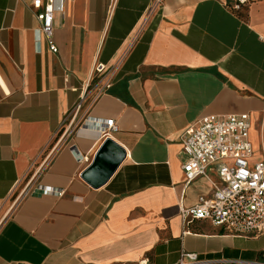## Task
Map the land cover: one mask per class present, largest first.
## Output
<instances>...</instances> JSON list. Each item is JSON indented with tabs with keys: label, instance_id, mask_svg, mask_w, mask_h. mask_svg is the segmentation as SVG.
<instances>
[{
	"label": "crops",
	"instance_id": "crops-1",
	"mask_svg": "<svg viewBox=\"0 0 264 264\" xmlns=\"http://www.w3.org/2000/svg\"><path fill=\"white\" fill-rule=\"evenodd\" d=\"M32 2L0 0V264H264V234L179 209L211 192L186 184L190 123L249 113L264 155V0H67L56 53ZM109 137L125 158L94 188Z\"/></svg>",
	"mask_w": 264,
	"mask_h": 264
},
{
	"label": "built area",
	"instance_id": "built-area-1",
	"mask_svg": "<svg viewBox=\"0 0 264 264\" xmlns=\"http://www.w3.org/2000/svg\"><path fill=\"white\" fill-rule=\"evenodd\" d=\"M66 1L32 2L41 23V32L54 53L58 52L53 41L54 18L56 12L64 10ZM96 70L102 72L104 65L99 64ZM110 87L107 82L99 94ZM104 124L103 134L118 131L114 120H107ZM250 129L249 113L209 114L190 123L180 133L181 151L186 155L183 164L186 184L204 178L211 187V192L200 195L193 206H179L185 224L192 220H206L232 235L258 237L264 234V155L254 158ZM52 191L46 187L43 193ZM185 256L190 264H201L198 255Z\"/></svg>",
	"mask_w": 264,
	"mask_h": 264
},
{
	"label": "water",
	"instance_id": "water-1",
	"mask_svg": "<svg viewBox=\"0 0 264 264\" xmlns=\"http://www.w3.org/2000/svg\"><path fill=\"white\" fill-rule=\"evenodd\" d=\"M124 158V149L110 137L106 138L82 177L92 187L98 188L108 181Z\"/></svg>",
	"mask_w": 264,
	"mask_h": 264
},
{
	"label": "rangeland",
	"instance_id": "rangeland-1",
	"mask_svg": "<svg viewBox=\"0 0 264 264\" xmlns=\"http://www.w3.org/2000/svg\"><path fill=\"white\" fill-rule=\"evenodd\" d=\"M256 154L260 153V149L254 148Z\"/></svg>",
	"mask_w": 264,
	"mask_h": 264
}]
</instances>
